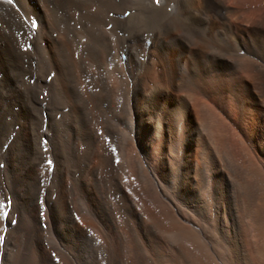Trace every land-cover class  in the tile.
<instances>
[{
  "label": "bare ground",
  "instance_id": "bare-ground-1",
  "mask_svg": "<svg viewBox=\"0 0 264 264\" xmlns=\"http://www.w3.org/2000/svg\"><path fill=\"white\" fill-rule=\"evenodd\" d=\"M95 248L264 264V0H0V264Z\"/></svg>",
  "mask_w": 264,
  "mask_h": 264
},
{
  "label": "rangeland",
  "instance_id": "rangeland-1",
  "mask_svg": "<svg viewBox=\"0 0 264 264\" xmlns=\"http://www.w3.org/2000/svg\"><path fill=\"white\" fill-rule=\"evenodd\" d=\"M95 249H96V252H95ZM95 249H94V251H93V252H94L93 254H95V253H97V254L94 255V256H95L94 258L96 259V261H97V259H100V260H99L100 262L98 261V262H96V263L106 264V262L104 263V261H106V260H104L106 257H105V255L103 256L104 253L102 252V250H101L100 248H99V249L95 248ZM99 250H100V251H99ZM99 252L101 253V255H99V254H100ZM96 256H97V257H96ZM99 256H100V257H99ZM104 257H105V258H104ZM95 259H94V260H95ZM101 259L104 260V261H102ZM101 261H102V262H101Z\"/></svg>",
  "mask_w": 264,
  "mask_h": 264
}]
</instances>
